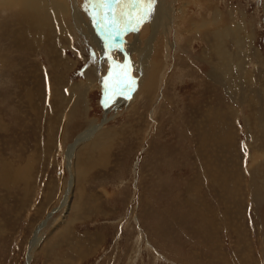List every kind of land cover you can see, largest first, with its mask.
I'll return each mask as SVG.
<instances>
[{
    "label": "rangeland",
    "instance_id": "obj_1",
    "mask_svg": "<svg viewBox=\"0 0 264 264\" xmlns=\"http://www.w3.org/2000/svg\"><path fill=\"white\" fill-rule=\"evenodd\" d=\"M2 1L12 7L0 5V264H264V0H161L169 32L147 19L104 28L125 41L126 57L112 51L111 39L107 52L106 42L85 36L81 22L92 12L85 0ZM119 5L110 0L109 8ZM28 12L54 27L40 31L42 41L70 31L57 57L38 60L2 40ZM219 28L234 36L221 44L236 78L229 86L226 71L217 76L206 58L219 61ZM142 48L147 70H156L149 77L138 66ZM237 66L251 82L243 84ZM92 125V140L76 145ZM217 127L230 139L226 148L217 145ZM101 134V146L88 148ZM205 137V158L215 157L201 166ZM182 194L188 209L180 208Z\"/></svg>",
    "mask_w": 264,
    "mask_h": 264
},
{
    "label": "bare ground",
    "instance_id": "obj_2",
    "mask_svg": "<svg viewBox=\"0 0 264 264\" xmlns=\"http://www.w3.org/2000/svg\"><path fill=\"white\" fill-rule=\"evenodd\" d=\"M12 1H14V2H17V4L20 6V5H22V3H23V0H12ZM118 1V0H117ZM160 1L161 0H156V2H155V4L153 5V9H152V13H151V15L147 18V20H151L152 21V24H155V26L157 27V29H163L164 31L163 32H169V30H170V28H169V26H170V20L172 19H170L169 20V22H168V20H167V18H166V15H165V11L166 10H169L170 8L169 7H167L166 6V3L163 1V4L161 5V3H160ZM185 1V0H184ZM168 3H171V2H168ZM1 10H7V9H9V8H11L12 7V3L10 2V1H2L1 2ZM168 5V4H167ZM120 6V5H119ZM162 6V7H161ZM72 8V7H71ZM44 9V7H40V9L38 10L39 11V13L42 11ZM66 9V12L68 13V11H67V8H65ZM74 9H76V8H74ZM73 9V10H74ZM116 9V8H115ZM72 10V15L75 17V16H77V10H74L73 11ZM91 10V9H90ZM169 13V12H168ZM89 15H90V17H91V20H89V23L87 22V24H85L84 22H81V21H77V23H76V26L75 27H79L78 29L79 30H81V31H83L84 33H85V31H84V29H83V26H81L80 24H79V22H81V23H83L84 25H86L87 27H88V29H89V31H91V29H92V32H91V34H88L89 33V31H88V33H86L85 34V36L86 37H88V36H92V37H94L96 40H99L98 41V43L100 42L101 44L102 43H105L106 42V40H107V38L108 39H111L110 41L112 42V47H114V45H115V49H113L112 51L113 52H116L119 56L120 55H124V57H126L127 55H126V53L124 52V48L122 47V46H124L125 48H126V45L124 44V40H121V41H117V40H120V38H115L114 36H109L107 33L106 34H104V28H105V26L103 27V25L101 26V24L100 23H98V21H97V19H95L94 18V13H92V12H90L89 13ZM189 20H190V18H186V20H183V24H185V29H186V26H188L189 25ZM24 21H28L29 22V24L28 25H22V22H24ZM145 21V20H144ZM124 22H126V21H124ZM128 22V24L130 23V25H131V27L133 28L135 25H137V22L135 21V20H128L127 21ZM124 24V23H123ZM127 27V26H126ZM127 29H128V27H127ZM42 30H44V31H46L49 35H51L52 33H53V31H54V27H52V25L51 24H49V21H47V20H45V19H43V18H37V16H36V14L35 13H33V12H28V13H26V14H24V15H21L19 18H17L16 19V21L14 22V24H13V26L11 27V30L8 32V34L7 35H5L3 38H2V40H6L10 45H12V47L18 52V53H21V52H23V53H26V54H28L29 52L31 53L30 54V57H34V58H38V60L41 58V56H48V57H57L59 54H60V51H59V49H61L62 50V45H61V42L62 41H64L65 40V38H66V36H68L69 35V33H70V31L69 32H65L62 28L61 29H59L58 30V32H57V35H56V38H55V40H54V42H53V44L52 43H50L49 42V40H47V41H42V39H41V36H40V31H42ZM71 30V29H70ZM156 31V30H155ZM154 31V34H153V36H152V40H154V38L156 37V32ZM216 31V34H214L215 36H214V39H216L217 38V41H213L214 43L213 44H215L213 47L214 48H216V49H214V50H216V51H214L213 53L216 55L215 56V60L217 59V60H219L218 62H215V61H212V57H211V55H207V60H209L211 63H212V65L213 66H215L214 67V71H215V74L217 75V76H220L219 75V69L221 68V69H224L226 72H225V74H222V75H224V79H228V86L229 85H231V84H229L230 82L229 81H233V79H234V77H235V73H234V71H231L230 69H226V65H228V64H226L225 65V63H227V62H225L226 61V55H225V52H224V50H223V48H225V46L224 47H222V43L224 42L225 44L227 43V38H230V39H232L234 36H229L228 35V33H226L225 31H222V30H220V28L219 29H217V30H215ZM26 32V35H24V33ZM119 32V31H118ZM126 32V31H125ZM209 33H211V32H209ZM208 33V34H209ZM17 34H20V35H24V37L23 38H18L17 37ZM88 34V35H87ZM105 35V36H104ZM207 35V34H206ZM206 35H205V37H206ZM91 37V38H92ZM116 37H117V35H116ZM125 37V36H124ZM204 37V38H205ZM212 37H213V35H212ZM123 38V37H122ZM71 39V38H70ZM207 41H208V36H207V38H205ZM234 39V38H233ZM216 42H217V44H216ZM130 43V42H129ZM136 43H140V41L138 40V41H136ZM106 44V46H105V48H106V50L105 51H107V52H110V47H108V43L106 42L105 43ZM134 44V43H133ZM133 44L132 45H130V46H132L133 47V49H136L137 47H135V44H134V46H133ZM104 45V44H103ZM111 45V44H110ZM120 46V50L117 48V47H119ZM148 46H147V50H148ZM139 49V48H138ZM138 49H136L137 51H138ZM141 49V48H140ZM102 50H104V48H102ZM104 51V52H105ZM212 51V50H211ZM127 52V51H126ZM140 52V57H142L141 58V62L138 64V66H141V73L143 72V70H144V68H146V64H144V61H145V58L143 57V53L145 52V50H144V48H142V50H140L139 51ZM132 53V52H131ZM210 53V52H209ZM128 54V53H127ZM107 55H109V54H107ZM113 55V54H112ZM109 56H111V54L109 55ZM146 56H148L147 55V53H146ZM27 57H28V55H27ZM129 57V56H128ZM29 58V57H28ZM234 59V56L229 60V61H232ZM128 60L129 59H127V60H125V61H127V66L129 65V63H128ZM114 61V60H113ZM146 62H148V61H146ZM236 63V62H235ZM237 64V63H236ZM242 64V63H241ZM32 65H34V63L32 64ZM130 65H131V63H130ZM238 65V64H237ZM132 66V65H131ZM138 66H136V68L135 69H133V71L135 70V72H138L139 73V71H137V67ZM235 67H236V65H235ZM237 68H242V67H238L237 66ZM232 69V68H231ZM245 69V68H244ZM243 68L241 69V71H242V73L240 74L241 76L240 77H242L241 79H242V82H243V84L245 85V84H248V82H251V78L249 79V75H248V73H247V71H245ZM10 70V69H9ZM35 70V69H34ZM39 70V69H38ZM37 70V71H38ZM132 71V72H133ZM155 71L156 70H147V68H146V70H145V73H146V76L147 77H149L150 75H153L154 73H155ZM240 71V72H241ZM34 73H36V71L34 72ZM38 74V73H37ZM150 74V75H149ZM36 75V74H35ZM156 75V74H155ZM221 75V76H222ZM87 76H88V74H87ZM214 76V75H213ZM213 76H211L212 78H213ZM228 76L230 77H232V79H230L229 80V78H228ZM223 77V76H222ZM221 78V77H220ZM239 78V77H238ZM37 79V78H36ZM35 79V80H36ZM215 79H217V77L215 78ZM218 79H219V77H218ZM217 79V80H218ZM236 79V78H235ZM234 79V80H235ZM240 80V79H239ZM250 80V81H249ZM155 81H156V78H155V80H154V77H152L151 78V81L148 83V85L147 86H144L143 87V91L145 92L146 91V93L147 92H149L150 91V86L151 87H154V85H155ZM222 81V80H221ZM241 81V80H240ZM38 82V81H37ZM36 82V83H37ZM40 82V81H39ZM217 82V81H216ZM226 82V83H227ZM41 84V83H40ZM49 85V84H48ZM218 85H219V83H218ZM234 85V84H233ZM33 86H35V84L33 85ZM40 86V87H39ZM38 86V88H40L41 90H42V88H44L45 86L44 85H42L43 87H41V85H39ZM35 87H37V86H35ZM35 87H33L34 88V92L33 93H35V90H36V92H37V88H35ZM236 87H238V85H236ZM82 89V88H81ZM89 89V88H88ZM27 90V89H26ZM51 92V86L49 85V87L47 88V90L45 89V92H47L46 93V95L45 96H47V94H49L50 92ZM42 92H43V90H42ZM44 93V92H43ZM71 93V92H70ZM36 94V93H35ZM34 94V95H35ZM51 94V93H50ZM49 94V95H50ZM30 95V94H29ZM38 95V94H37ZM31 98V97H30ZM38 98V97H37ZM40 98H41V96H39V101H40ZM50 98V97H49ZM36 98H34V100H35ZM113 101V99H111L110 100V102H112ZM29 102H33V99L32 100H30ZM34 104V103H33ZM50 110V109H49ZM216 115H218V114H216ZM221 118V117H220ZM219 120V123H218V125H219V127H220V123H221V121L222 120H220V119H218ZM226 127V126H225ZM230 127V126H229ZM95 129H97V126H94V125H92L91 127L89 126V128L84 132V133H86L85 135H80V136H78V138H77V142L78 143H76V145H78V144H80L81 142H87V141H89V140H92V137H93V134H94V131H95ZM220 129H222V128H220ZM227 130V131H226ZM224 129V131H226V134L228 135V132H229V129L227 128V129ZM217 131H218V134H217V137H218V139H220V142H218V146L222 149V148H226V145H227V143H229V140L226 138V136H224V133H223V131L221 130V131H219V128L217 127ZM216 131V132H217ZM231 131H232V129H231ZM111 133V132H110ZM208 133V132H207ZM231 133V132H230ZM213 135V134H212ZM205 136H206V134H205ZM103 137H105V134L104 135H100L99 137H98V139H95L94 141H92V144L90 145V146H88V148H90V149H93V148H97V147H100L101 145H100V143H102V140H103ZM184 137H185V135H184ZM214 137H216V133H215V136ZM225 137V138H224ZM229 137H231L232 138V136H229ZM187 138V137H186ZM209 138H211V137H209ZM208 138V139H209ZM207 138L205 137V138H200L199 139V141L201 142L200 143V145H199V150H197L196 151V153L199 151L200 152V156L201 157H199V158H201V162H200V164H201V166L203 165V166H206L207 164V162H212V159H213V157H215L214 155L212 156V155H210V158L208 159V158H205V153L208 151V149H207V147H206V149H204V147L206 146V141L207 142H209L208 140H206ZM233 139V138H232ZM233 141V140H232ZM235 141V140H234ZM104 144V143H103ZM216 145V146H217ZM215 146V145H214ZM216 147H214V149H215ZM100 150V149H99ZM98 150V151H99ZM218 150V149H217ZM96 151V150H95ZM210 151V150H209ZM216 151V150H215ZM219 151H220V149H219ZM211 153H213V152H211ZM68 156H70V154H72L70 151H68ZM198 155H199V153H197ZM208 154V153H207ZM215 154H217V153H215ZM219 154V153H218ZM230 154V153H229ZM73 155V154H72ZM220 155V154H219ZM229 156V155H228ZM239 156V155H238ZM71 158V157H70ZM219 159V158H218ZM229 159V158H228ZM84 160V159H83ZM238 160V159H237ZM236 160V161H237ZM87 161V160H86ZM215 161V160H214ZM218 162V161H217ZM222 162H224V161H222ZM238 162V161H237ZM230 163H232V162H230ZM222 164V163H221ZM227 165V164H226ZM70 166V165H69ZM198 166V165H197ZM229 166V165H228ZM237 166V165H236ZM210 167V166H209ZM222 167V166H221ZM220 166L219 167H217V168H219V170H221V172H223L226 176H228L230 173L231 174H233V172L232 171H230V170H228V169H225V168H221ZM198 168V167H197ZM73 169V168H72ZM208 169V168H207ZM211 169V168H210ZM209 169V170H210ZM214 169V168H213ZM230 169H231V167H230ZM71 170V169H70ZM198 170V169H197ZM86 170L84 169V168H80L79 169V171H78V173L81 175V176H84V175H86L87 173L85 172ZM88 171V170H87ZM203 171V170H202ZM237 171V170H236ZM19 172V171H18ZM205 172H206V170H205ZM211 172V171H210ZM200 173V172H199ZM209 173V172H208ZM241 173V172H240ZM19 174V173H18ZM22 174V173H21ZM202 174H204V171L202 172ZM207 175L208 174H204L202 177H199V181L202 183L203 182V179L204 180H206V179H208L207 178ZM234 175V174H233ZM20 176V175H19ZM200 176V175H199ZM19 179V178H18ZM191 180H194L193 182H191ZM210 180H212V179H210ZM230 180V179H229ZM234 180H235V178H234ZM196 181V179H194V177L192 178V179H190V181L186 184V186H184V185H182V187H183V190H184V193H186V191L188 190V185H190V184H194V182ZM198 181V180H197ZM199 182V183H200ZM237 182V181H236ZM0 183H1V180H0ZM183 183V182H182ZM181 183V184H182ZM200 183V184H201ZM209 183V182H208ZM72 184L73 183H70V187H69V190L67 191V194L65 195V198H64V201L62 202L63 203V206L64 205H67V202H68V200L70 199V192H72L71 191V186H72ZM180 184V185H181ZM197 184H198V182H197ZM179 186V185H178ZM194 186V185H193ZM196 186V185H195ZM194 186V188H196ZM73 187V186H72ZM84 187V186H83ZM181 187V188H182ZM200 187H201V185H200ZM204 187V186H203ZM233 187V186H232ZM190 188V187H189ZM193 188V187H192ZM192 188H190V189H192ZM197 189V188H196ZM204 189V188H203ZM24 190V189H23ZM26 190V192L24 191V193L25 194H27V192L29 191L28 189H25ZM83 188H80V190H79V193L82 195V194H84V192H83ZM193 190V189H192ZM200 190H201V188H200ZM233 191V190H232ZM30 192V191H29ZM196 192H198L197 190H196ZM200 192V191H199ZM204 192V191H203ZM202 192V193H203ZM198 194V193H197ZM201 194V193H200ZM185 195H187V194H185ZM192 195V194H191ZM195 195V194H194ZM199 195V194H198ZM198 195H195L196 197L198 196ZM200 196V195H199ZM201 196H203L202 194H201ZM227 196H228V198L229 197H231V195L229 196V192L227 191ZM187 197V196H186ZM186 197H184V195L182 194V196L179 198V203L182 205V206H180V208H184V207H186L187 208V206H188V204H189V199L190 198H186ZM233 198V197H232ZM208 199V198H207ZM210 199V198H209ZM193 201H197L198 202V200H196V198L195 199H192ZM201 200H203V199H201ZM220 200V199H219ZM234 200V199H233ZM203 202V201H202ZM205 202V201H204ZM208 202V201H207ZM220 202V201H219ZM231 202H233V201H231ZM223 202H220V204H222ZM202 203H201V201H200V203H194V204H192L191 205V207L194 209V211H196V208H198V206H200ZM205 204V203H204ZM203 205V204H202ZM223 205V204H222ZM210 206V205H209ZM221 206V205H220ZM201 207V206H200ZM229 207V206H228ZM202 208H204V207H202ZM211 208V207H210ZM188 209V208H187ZM199 209V208H198ZM182 210V209H181ZM186 210V209H185ZM184 210V211H185ZM187 213V212H186ZM218 213V212H217ZM220 213V212H219ZM202 214V213H201ZM221 214V213H220ZM184 215V214H183ZM228 216V215H227ZM226 216V217H227ZM197 217L198 218H202V217H200V216H198L197 215ZM207 217V216H206ZM218 218H220V217H218ZM223 218V217H222ZM199 219V222H200V225L201 226H204L205 224H207V222H206V220H204L205 222H203V221H201ZM204 219V218H203ZM208 219H209V217H208ZM228 219V221H230L229 220V218H227ZM211 222V221H210ZM209 222V223H210ZM222 222V221H221ZM211 224V223H210ZM227 224H226V222L224 221V223H223V226H226ZM203 227H199L198 228V230H197V232L198 233H200L199 231H200V229L201 230H203L202 229ZM209 230V229H208ZM202 233V232H201ZM200 233V234H201ZM205 234L206 233H204L203 235L205 236ZM207 240H209L208 238H206V241ZM28 264H30V261H28Z\"/></svg>",
    "mask_w": 264,
    "mask_h": 264
},
{
    "label": "snow or ice",
    "instance_id": "obj_3",
    "mask_svg": "<svg viewBox=\"0 0 264 264\" xmlns=\"http://www.w3.org/2000/svg\"><path fill=\"white\" fill-rule=\"evenodd\" d=\"M156 0H119V9H110V0H85L86 10L91 9L98 23L112 30L118 28L122 22L146 20L152 13ZM127 31V27L123 28ZM248 153L245 152L247 157Z\"/></svg>",
    "mask_w": 264,
    "mask_h": 264
}]
</instances>
